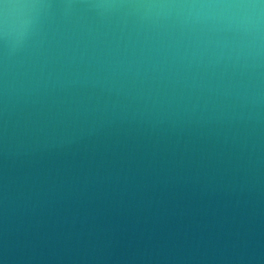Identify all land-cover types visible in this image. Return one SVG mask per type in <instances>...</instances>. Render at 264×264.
Wrapping results in <instances>:
<instances>
[{
    "label": "water",
    "instance_id": "obj_1",
    "mask_svg": "<svg viewBox=\"0 0 264 264\" xmlns=\"http://www.w3.org/2000/svg\"><path fill=\"white\" fill-rule=\"evenodd\" d=\"M0 264H264V0H0Z\"/></svg>",
    "mask_w": 264,
    "mask_h": 264
}]
</instances>
